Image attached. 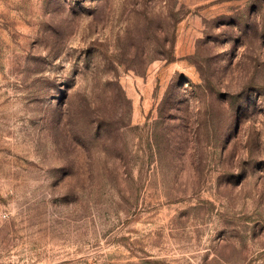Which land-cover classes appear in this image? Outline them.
Segmentation results:
<instances>
[{
  "label": "rangeland",
  "instance_id": "obj_1",
  "mask_svg": "<svg viewBox=\"0 0 264 264\" xmlns=\"http://www.w3.org/2000/svg\"><path fill=\"white\" fill-rule=\"evenodd\" d=\"M0 264H264V0H0Z\"/></svg>",
  "mask_w": 264,
  "mask_h": 264
}]
</instances>
